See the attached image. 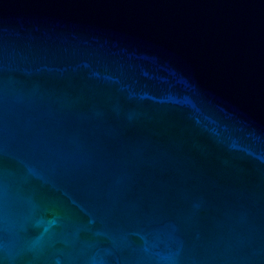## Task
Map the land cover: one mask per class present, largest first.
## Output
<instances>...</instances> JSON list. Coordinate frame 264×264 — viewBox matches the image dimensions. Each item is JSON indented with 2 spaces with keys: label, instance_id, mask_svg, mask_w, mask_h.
<instances>
[{
  "label": "water",
  "instance_id": "95a60500",
  "mask_svg": "<svg viewBox=\"0 0 264 264\" xmlns=\"http://www.w3.org/2000/svg\"><path fill=\"white\" fill-rule=\"evenodd\" d=\"M0 264H264V0H0Z\"/></svg>",
  "mask_w": 264,
  "mask_h": 264
}]
</instances>
